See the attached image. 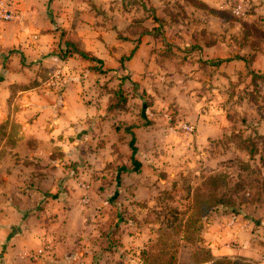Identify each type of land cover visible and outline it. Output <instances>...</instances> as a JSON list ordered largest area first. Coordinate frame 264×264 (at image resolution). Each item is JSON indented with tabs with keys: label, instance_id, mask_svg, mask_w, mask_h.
Wrapping results in <instances>:
<instances>
[{
	"label": "rangeland",
	"instance_id": "374dc122",
	"mask_svg": "<svg viewBox=\"0 0 264 264\" xmlns=\"http://www.w3.org/2000/svg\"><path fill=\"white\" fill-rule=\"evenodd\" d=\"M0 1L20 6L27 38L42 28L43 6L57 33L55 49L37 59L2 47L0 38V96H7L0 104V174L13 192L7 201L20 200L11 169L33 165V174L44 175L24 154L50 152L52 164L64 162L63 148L73 153L62 166L72 180L62 178L57 193L68 211L59 219L49 213L45 246L65 256L93 250L92 264H144L140 251L159 228L155 210L186 205L189 189L213 177L234 205L203 219L205 246L216 258L264 264V80L250 73L264 75V0ZM219 60L227 61L213 65ZM44 89L73 110L72 145L19 148L21 122H51L33 107L49 102ZM78 95L93 103L97 120L75 109ZM24 182L29 208L41 194L38 182ZM39 200L25 216L46 211L44 194ZM180 259L189 264V253Z\"/></svg>",
	"mask_w": 264,
	"mask_h": 264
},
{
	"label": "crops",
	"instance_id": "0c3cea01",
	"mask_svg": "<svg viewBox=\"0 0 264 264\" xmlns=\"http://www.w3.org/2000/svg\"><path fill=\"white\" fill-rule=\"evenodd\" d=\"M15 4L17 3L12 4V7L17 12ZM47 11V7L43 6V9L40 8L39 12H37L42 23V28L37 31L38 34L33 36V39L30 36V38H27L28 35H32L29 32L30 28H25L20 23L22 12H20V15L17 12V18L15 20L6 21L0 19V21L5 22L4 28L0 27V38L4 41V44L1 43V46L3 45L2 47H5L10 45L11 47L15 46L16 48H20L21 52L25 56L31 57V59H37L38 55L54 50L55 43L57 42V33L56 31L54 32L55 29L49 19ZM17 60L19 61L18 58ZM42 93L49 96V102L45 105L39 102L37 103L38 106L33 107L40 111L48 112L51 115V122H21L23 131L21 134L22 138L18 142L19 148L21 145L30 146V144L67 146V142L69 141H67L66 137L72 135L74 132L70 123L77 118L71 113L73 111L71 107L69 105L67 107L66 103L61 102L56 96L54 97L55 91L51 92L48 89H44ZM2 97L5 98L2 100ZM80 98V95H78L75 100L77 102L75 109H78L85 119L89 113L93 116H89L90 120H93V122L97 120V116L93 113L95 111L93 103L85 104ZM6 99L7 96L1 94L0 104H4ZM29 106L30 104H28ZM66 119L69 122H66ZM90 120L87 121L89 122ZM66 124L68 125L66 126ZM63 151L65 153L64 162L57 159L52 164H50L52 162L50 152L42 155H35L30 152L24 154L28 155V158L32 161L41 164L39 168L41 172H44V175H41V179H39L37 174H33V169H31L33 165L21 166V169L17 170L11 169L12 174L9 173L8 176L12 179L14 178L18 185L16 188V195L20 197L18 202L9 203L7 201V194L9 196L10 193H13L10 192L12 185L7 186V182L5 183L3 181V178H1L2 174H0V264H92L93 250H87V253L80 249L76 251L71 250L70 254L65 256L64 253L61 254L56 250L54 251L50 245L45 246L46 241L49 239L46 237L48 233L46 228H43V225L49 213L56 219H59L62 213L68 211L65 198L58 199L57 193L59 192L58 182H61L63 180L62 178L65 177L68 182L72 180L69 178L68 170L66 169V171L62 166L68 160L73 159V153L69 154V151H66L65 148H63ZM21 158L26 157L22 156ZM53 166H56V168L53 169ZM61 169L66 172L63 173ZM27 178L31 179L32 183L38 182L33 186L37 189L35 192L41 195L44 194V198L46 199L45 204L47 205L46 211L38 213L32 208L31 213L25 216L29 208L32 205L33 207L34 205H38L39 199H41V195H35L33 200L28 201L29 208L28 206H24L27 205L26 200L29 199V196L26 194L28 192V185L24 182ZM70 193H73V190H70ZM66 221L67 223H76L71 218ZM65 240H68L67 236ZM209 242H211L210 238ZM216 245L217 243L215 241H213V244L211 242V246H215L214 250L220 253L221 250Z\"/></svg>",
	"mask_w": 264,
	"mask_h": 264
},
{
	"label": "trees",
	"instance_id": "16d2710c",
	"mask_svg": "<svg viewBox=\"0 0 264 264\" xmlns=\"http://www.w3.org/2000/svg\"><path fill=\"white\" fill-rule=\"evenodd\" d=\"M76 52L85 60L101 62V60L91 57L85 52L79 50ZM226 61L219 60L213 65L219 66ZM250 73L255 80H264V75L256 74L251 70ZM130 147L133 150V155H135L136 149L132 145ZM132 162L137 163L134 156H132ZM125 171L128 170L125 168ZM203 181L201 186L189 189L185 198L186 205L181 204V206L176 207L165 204L159 206L161 211L155 210L160 219L159 228L156 238L150 240L148 246L140 251L144 264H185L180 259L183 251L189 253V264H256L255 261L241 257L216 258L205 246L200 234L203 219L216 210H223L227 205L234 204L222 193L221 183H218L217 179L209 177ZM209 185H214V187ZM232 210L234 213L238 212L237 208Z\"/></svg>",
	"mask_w": 264,
	"mask_h": 264
},
{
	"label": "built area",
	"instance_id": "2783aa9c",
	"mask_svg": "<svg viewBox=\"0 0 264 264\" xmlns=\"http://www.w3.org/2000/svg\"><path fill=\"white\" fill-rule=\"evenodd\" d=\"M16 18H17L16 9H14L12 6L6 8L0 1V19L10 21Z\"/></svg>",
	"mask_w": 264,
	"mask_h": 264
}]
</instances>
